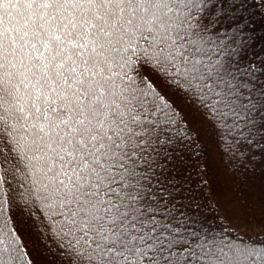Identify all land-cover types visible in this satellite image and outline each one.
<instances>
[{"label": "snow or ice", "instance_id": "obj_1", "mask_svg": "<svg viewBox=\"0 0 264 264\" xmlns=\"http://www.w3.org/2000/svg\"><path fill=\"white\" fill-rule=\"evenodd\" d=\"M247 4L0 0V264H35L29 221L52 264H264L213 234L175 104L264 160Z\"/></svg>", "mask_w": 264, "mask_h": 264}, {"label": "trees", "instance_id": "obj_2", "mask_svg": "<svg viewBox=\"0 0 264 264\" xmlns=\"http://www.w3.org/2000/svg\"><path fill=\"white\" fill-rule=\"evenodd\" d=\"M245 17L251 46L245 50L244 62L261 69L252 82L264 86V0H248ZM175 104L193 135L198 136L188 158L191 187L213 234L225 245L264 249V160L253 166L248 158L243 161L229 158L221 151L215 132L200 113L180 97L175 98ZM201 182L206 183L201 185ZM34 227L32 221L24 226L32 258L35 264H52L42 254L43 245ZM246 259L254 264L257 257Z\"/></svg>", "mask_w": 264, "mask_h": 264}, {"label": "rangeland", "instance_id": "obj_3", "mask_svg": "<svg viewBox=\"0 0 264 264\" xmlns=\"http://www.w3.org/2000/svg\"><path fill=\"white\" fill-rule=\"evenodd\" d=\"M36 253L38 254V249L36 248Z\"/></svg>", "mask_w": 264, "mask_h": 264}]
</instances>
